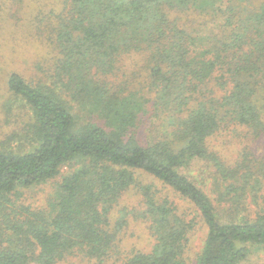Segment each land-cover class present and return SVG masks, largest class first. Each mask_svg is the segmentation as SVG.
I'll list each match as a JSON object with an SVG mask.
<instances>
[{"label":"trees","instance_id":"trees-1","mask_svg":"<svg viewBox=\"0 0 264 264\" xmlns=\"http://www.w3.org/2000/svg\"><path fill=\"white\" fill-rule=\"evenodd\" d=\"M25 1L0 5L17 12ZM54 2L30 10L37 74L6 79L31 111V129L26 149H0V264L74 254L109 264L126 223L122 216L111 229L110 211L130 188L142 192L137 216L152 245L123 264H186L194 219L163 190L207 227L196 264H240L264 247V210L250 217L246 201L264 189V0ZM127 60L136 64L129 73ZM230 128L262 138V155L247 150L226 163L212 143ZM73 163L80 167L61 179L48 209L17 208L20 190ZM198 163L212 172L220 210L202 189L209 178L194 175Z\"/></svg>","mask_w":264,"mask_h":264},{"label":"rangeland","instance_id":"rangeland-1","mask_svg":"<svg viewBox=\"0 0 264 264\" xmlns=\"http://www.w3.org/2000/svg\"><path fill=\"white\" fill-rule=\"evenodd\" d=\"M25 2H27L29 8L17 7V12L16 8L10 11L7 10L8 7H1L0 5V149L20 150L27 148L28 133L29 129H31V111L22 101L15 100L9 95L6 89V79L8 74L13 71L22 74L28 80H31L32 76L37 74L34 73V68H32L30 63H32L34 58L37 61H41L42 58L38 56L41 52V47L36 46L35 42L32 43L33 38L30 33L31 22H29V17L33 11L31 12L30 10L39 6L46 7L48 4L53 5L54 0H42V2L39 0H26ZM51 5H48V7ZM14 19L18 21L16 25ZM23 23L27 25L25 29L22 28ZM133 60L121 62L125 72L129 73L131 68H135L136 64ZM145 129V126L140 128L142 136L143 134L145 135ZM150 134H154V129H152ZM247 136V132L242 128H230L227 131H222V135L213 140L212 147L216 151H222L223 160L232 165L243 151L248 150L256 157L262 155L263 139L256 138L252 142ZM203 165L204 163H198L197 167L194 168V175L200 174L202 177L209 178L205 182V186H202V189L210 197L214 206L219 207L215 200L219 191L216 185H213L212 172L209 167L207 169ZM79 167L80 165L77 163L63 166L55 179L29 189L20 190L18 197L14 196L12 198L15 205L17 208L22 205L20 208L27 207L31 211L48 209V203L57 190L61 179ZM137 179L140 186H146L148 183L147 178L143 176L138 175ZM141 193L139 188H130L122 194L118 203L110 211L109 223L111 229L122 216L125 218L126 223L116 238V243L112 249V259L109 260V264H123L134 253H145L151 248L152 241H149L148 238L147 223L137 216V213L143 210ZM163 193L177 205L180 211L186 213L187 219H194L195 226L188 234L184 260L186 264H196L206 239L207 227L196 212L181 201L177 195L168 190H163ZM250 194V192L247 194L246 201L254 203H250V211H248L251 217L257 213H262L264 210V197H262L264 189L255 196ZM217 209L220 210V207ZM21 212L23 213V211ZM58 264H94V261L80 254H74L65 257ZM240 264H264V247H253L249 257Z\"/></svg>","mask_w":264,"mask_h":264}]
</instances>
